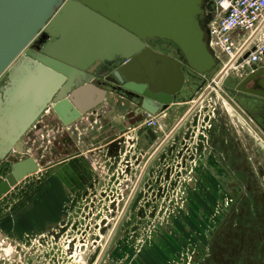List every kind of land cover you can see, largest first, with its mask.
<instances>
[{"label": "water", "instance_id": "95a60500", "mask_svg": "<svg viewBox=\"0 0 264 264\" xmlns=\"http://www.w3.org/2000/svg\"><path fill=\"white\" fill-rule=\"evenodd\" d=\"M203 3L0 0V80L4 77L0 81V162H11V170L0 178V199L41 170L43 165L35 157L12 161L10 153L25 150L24 136L50 105L65 126L103 103L121 118L130 103L112 92L120 89L142 99L137 112L156 114L176 106L191 73L199 77L200 90L209 79L211 87L221 83L264 97V77L258 81L261 90L245 86L264 74V67L245 77L217 69L220 62L209 47L210 23L203 22ZM41 32H45L44 40L32 47ZM155 39L171 42L176 54L155 49L151 44ZM209 92L203 93L188 115ZM89 96L94 97L91 102L86 100ZM129 203L96 264L101 263Z\"/></svg>", "mask_w": 264, "mask_h": 264}, {"label": "rangeland", "instance_id": "374dc122", "mask_svg": "<svg viewBox=\"0 0 264 264\" xmlns=\"http://www.w3.org/2000/svg\"><path fill=\"white\" fill-rule=\"evenodd\" d=\"M193 87L188 81L184 94ZM207 100L210 106L200 105L149 166L100 264H264V142L224 98ZM108 110L101 107L88 128ZM167 120L172 127L173 119ZM118 135L99 150L86 198L65 206L67 218L57 227L60 238L52 251L55 264H83L64 239L77 246L93 243L90 264L97 259L127 200L114 199L133 188L159 143L145 150L129 126ZM64 153L53 152V159ZM2 166L3 175L11 170L9 163ZM36 187L31 191L43 189Z\"/></svg>", "mask_w": 264, "mask_h": 264}, {"label": "crops", "instance_id": "0c3cea01", "mask_svg": "<svg viewBox=\"0 0 264 264\" xmlns=\"http://www.w3.org/2000/svg\"><path fill=\"white\" fill-rule=\"evenodd\" d=\"M104 106H108L107 103L97 106L70 126H65L53 113H49L42 118L46 121L40 119L37 127L28 131L24 145L33 147L30 144L36 141L33 155L43 166L0 199V238L8 237L12 244H17L36 235L60 231L57 227L61 228L67 218L64 213L66 204L86 198L83 193L95 178L93 172L97 171L94 168L99 150L111 146L122 137L119 133L128 130L127 117L120 118L113 112L96 117L94 125L88 128L90 120ZM82 122L83 128L78 127ZM50 123L51 128L49 126L46 131L48 126H45ZM41 135L47 136L50 143L40 141ZM71 147H75V151H68ZM53 152L57 155L65 153L53 159ZM40 180H44L42 184ZM34 183L36 190L39 186L43 189L39 192L34 189L36 193H32Z\"/></svg>", "mask_w": 264, "mask_h": 264}, {"label": "built area", "instance_id": "2783aa9c", "mask_svg": "<svg viewBox=\"0 0 264 264\" xmlns=\"http://www.w3.org/2000/svg\"><path fill=\"white\" fill-rule=\"evenodd\" d=\"M214 4L218 16L210 23L209 47L219 59L221 69L227 68L225 75L235 73L242 77L264 60V0H214ZM248 53L249 56L245 58ZM219 84L221 85L217 83ZM49 113H53L52 105L31 128L37 127L39 121L43 122L42 118ZM26 135L23 139L24 144ZM38 139L50 143L45 135L39 136ZM34 143L36 144V141ZM35 144H30L33 147L24 145L23 152L13 150L10 159L15 161L28 156L35 157L33 155ZM7 163L11 164L8 161L2 164ZM2 164L0 178L4 179L6 174L3 175L2 172L5 166ZM59 233L60 231L36 235L24 243L17 244H12L8 237L0 238V264H55V254L52 251L58 244L56 239L60 238H57ZM62 243H65L67 251L72 248L75 252L78 250V262L90 264L93 243L83 241V245L77 246L72 239H64ZM99 257L100 255L92 264H96Z\"/></svg>", "mask_w": 264, "mask_h": 264}, {"label": "flooded vegetation", "instance_id": "af4514ba", "mask_svg": "<svg viewBox=\"0 0 264 264\" xmlns=\"http://www.w3.org/2000/svg\"><path fill=\"white\" fill-rule=\"evenodd\" d=\"M203 9H204V16H203V22L209 24L217 19L218 13L216 11V7L214 4V0H204L203 3ZM45 32H41L32 42L31 46L36 47L39 45L40 41L44 40ZM151 44L155 47V49H160L162 52L175 55L176 54V46H174L171 42L166 40H151ZM264 67L262 63L254 66V68L250 71H248L243 77L249 76L250 74H255L257 71L261 70ZM220 70V69H219ZM216 75V74H215ZM264 77V74H260L257 79L251 81L250 83L246 84V88L255 89V90H261L262 87L258 84V81ZM188 81H192L193 84V90L189 92V94H184L185 87L187 86ZM200 84L199 77H197L194 73H191L187 76V82L185 83L182 91L178 93L177 99L174 102L173 105H176L171 110H161L157 112L156 114H151L147 111L144 112H137V110L140 107V103L142 101L141 98L136 97L130 93H128L125 90L116 89L115 91H112L114 93H118L120 96L125 98V100L129 101L130 106L128 107V113L125 115L129 121V132H134L136 134V138H139L138 142L139 144L143 145L145 147V150H148L153 144L158 143L156 146V149H154L149 156L148 160L142 167L141 171L139 172V175L137 177V180L133 186V188L129 191L128 188H125L121 191V194L118 196L119 198L114 199L119 204L120 202H123L125 199L126 204L129 201L130 203L133 201L134 197L137 194V191L148 171L149 166L153 162V160L157 157V155L160 153V151L165 147V145L168 143V141L177 134L179 130L182 129L184 124L189 120L193 115L195 114V111L198 110L200 105L206 104L208 107L210 106V102H208V97L214 96V97H221L226 100L227 103H229L236 111V114L240 116V119L244 121V123L249 125L252 130H254L255 134L262 142H264V97L248 93V92H241L236 89H232L228 86H225L223 84L219 85L217 88L211 87L210 82L208 79L207 84L203 88L198 89ZM239 84V83H238ZM209 89L210 92L206 95V97L203 99L201 104H199L191 113L188 115V113L192 110V108L195 106V104L198 102L200 97L203 95V93ZM217 95V96H216ZM118 96V95H117ZM204 102V103H203ZM109 112H113L114 114H117V112L110 106L109 104ZM206 107V108H208ZM186 110L183 112V110ZM126 110V109H123ZM121 109V111H123ZM238 112V113H237ZM179 119L177 118L179 114ZM176 115V116H174ZM188 115V117L184 120V118ZM167 117H171L173 121L175 122L173 126L169 124ZM184 120V121H183ZM183 121V122H182ZM182 122V123H181ZM181 123V125L178 127V125ZM149 131H151L153 134H150ZM163 132H166L167 135L164 139L161 138V134ZM138 133V134H137ZM140 133V134H139ZM172 135V136H171ZM171 136V137H170ZM169 139V140H168ZM168 140V141H167ZM167 141L165 144L164 142ZM134 142V141H133ZM135 143V142H134ZM164 144V145H163ZM135 145V144H134ZM162 146V147H161ZM223 146V145H222ZM155 148V147H154ZM161 148V149H160ZM223 148H227L223 146ZM230 148V147H228ZM154 156V157H153ZM150 163L148 164V161ZM148 166L146 167V165ZM140 180V182H139ZM140 183L137 190L135 191V187L137 183ZM114 186L116 189L118 188L116 183H114ZM102 198H105L101 195ZM101 198V200H102ZM129 203V204H130ZM125 204V205H126ZM125 206L123 207L124 210ZM129 208V205L127 209ZM122 210V212H123ZM122 214V213H121Z\"/></svg>", "mask_w": 264, "mask_h": 264}, {"label": "bare ground", "instance_id": "6f19581e", "mask_svg": "<svg viewBox=\"0 0 264 264\" xmlns=\"http://www.w3.org/2000/svg\"><path fill=\"white\" fill-rule=\"evenodd\" d=\"M215 83H216V82H215ZM216 84H217V83H216ZM219 85H220V84H219ZM219 85H218V86H219ZM219 87H220V86H219ZM202 101H203V100H202ZM43 114H44V113H43ZM124 206H125V205H124ZM102 261H103V260H102Z\"/></svg>", "mask_w": 264, "mask_h": 264}]
</instances>
